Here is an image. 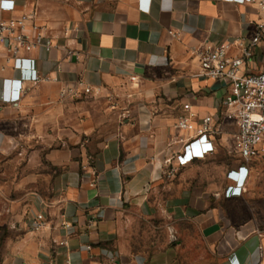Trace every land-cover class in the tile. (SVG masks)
<instances>
[{
    "label": "crops",
    "instance_id": "1",
    "mask_svg": "<svg viewBox=\"0 0 264 264\" xmlns=\"http://www.w3.org/2000/svg\"><path fill=\"white\" fill-rule=\"evenodd\" d=\"M23 14L60 47L0 59V264H264V230L228 214L243 199L177 160L195 136L177 128L185 116L212 117L215 150L233 152L227 83L196 77L200 51L244 57L264 13L250 0H0V22ZM262 71L264 38L242 73ZM78 81L94 95L63 97ZM42 214L58 227L33 230Z\"/></svg>",
    "mask_w": 264,
    "mask_h": 264
},
{
    "label": "built area",
    "instance_id": "2",
    "mask_svg": "<svg viewBox=\"0 0 264 264\" xmlns=\"http://www.w3.org/2000/svg\"><path fill=\"white\" fill-rule=\"evenodd\" d=\"M259 13H264V0H250ZM264 38V18L257 23V32L250 42L244 47V57H232L229 54L230 45L220 44L206 47L200 51V69L196 77L212 81H226L228 93L223 101L225 108L224 118L235 122L238 132L234 136L233 154L240 159V168L236 173H232V180L237 182L231 194L238 197L243 194L248 178L251 164L259 159H264V71L245 75L242 73L245 66V59L253 56V49ZM60 47L59 42L48 37L45 30L34 22L33 14H23L0 22V59L4 54L7 64L12 67L23 56H32L38 50L48 53ZM80 56L75 52L70 55ZM50 77L37 75L33 82H49ZM18 81H15V83ZM18 85L17 91L11 95V101H19L23 95L22 83ZM63 97L79 98V96L94 95L90 87L84 85L82 81L67 86L62 91ZM190 105H185V111L191 112ZM177 128L187 132H195L184 146L183 153L178 157L180 167H186L200 159L206 158L215 150L216 136L220 134V129L212 117H207L202 124L195 127L190 119L181 117L177 123ZM208 150L204 153V148ZM176 171L172 169L167 173L172 177ZM33 230L39 231L45 228L56 229L58 225L46 220L45 215H39L32 222ZM59 227L65 230L72 228L71 224L63 221ZM91 247H87L90 252ZM84 264H99L93 256H89Z\"/></svg>",
    "mask_w": 264,
    "mask_h": 264
},
{
    "label": "rangeland",
    "instance_id": "3",
    "mask_svg": "<svg viewBox=\"0 0 264 264\" xmlns=\"http://www.w3.org/2000/svg\"><path fill=\"white\" fill-rule=\"evenodd\" d=\"M208 148H204V153ZM240 159L226 147L214 150L204 159L193 163L190 171L206 187L216 189L221 199L233 197L232 188L237 182L232 180V173H236L240 168ZM238 169V170H237ZM196 172V174H195ZM246 188L242 195V201L229 205L228 214L235 220L253 218L255 229L264 230V159L255 161L250 166Z\"/></svg>",
    "mask_w": 264,
    "mask_h": 264
}]
</instances>
